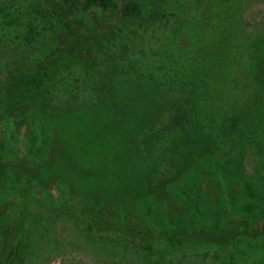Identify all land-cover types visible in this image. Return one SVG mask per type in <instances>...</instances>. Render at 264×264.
Listing matches in <instances>:
<instances>
[{"label": "rangeland", "instance_id": "1", "mask_svg": "<svg viewBox=\"0 0 264 264\" xmlns=\"http://www.w3.org/2000/svg\"><path fill=\"white\" fill-rule=\"evenodd\" d=\"M16 1L21 8L35 3L38 10L48 9L51 23L57 18L54 0H0V7ZM140 2L145 17L155 10L165 18L120 23L93 9L81 20L62 17L71 25L66 32L49 31L48 49L63 42L72 45L56 57L50 73L57 84L42 102L38 119L47 126L52 108L64 112L76 103L81 111L47 127L52 145L37 160L29 156L25 132L38 114L19 119L21 112H15L14 156L0 154V228L9 234L0 264L15 244L37 250L14 264H114L74 242L62 219L52 227L47 224L57 212L101 211V202L103 209H117L107 211L109 223L122 221V228L141 233L127 240L148 264H264V156L259 155L264 128L249 126L245 116L239 128L231 124L255 88L225 87L215 67L216 58L223 56L237 64L243 79L251 76L245 65L252 57V42L264 37V0ZM2 21L1 66L18 65L19 59L24 65L41 56L42 43L20 47L22 33L16 30L21 27L9 30ZM95 24L98 32L103 26L107 32L89 39L86 32ZM109 39L127 48V59L151 74L162 93L143 74L111 75L105 61L114 53ZM218 41L222 48H217ZM117 60L120 67L128 66ZM119 99L131 100L136 119L113 117ZM234 100L240 101L238 107L226 109ZM162 105L169 113H162ZM221 109L226 110L219 113ZM128 159L131 170L124 172ZM103 176L104 188L96 181ZM185 193L197 199L195 207ZM27 198L39 203L41 212H23ZM150 224L151 234L144 231ZM47 226L49 238L33 243V233ZM25 235H32L31 242Z\"/></svg>", "mask_w": 264, "mask_h": 264}, {"label": "trees", "instance_id": "2", "mask_svg": "<svg viewBox=\"0 0 264 264\" xmlns=\"http://www.w3.org/2000/svg\"><path fill=\"white\" fill-rule=\"evenodd\" d=\"M53 2V9L56 11V14H58L55 22H52L54 24L50 22V20H54V18H48V9L40 8L38 10V4L35 5V3H31L26 8H21L19 7V1H16L6 8L0 7V18H3L2 22L8 29L15 26L21 27V29L16 30V32L22 33V37H18L20 47L28 46L31 43H42L43 45L41 56L39 58L37 56L32 58L29 63L25 62L23 65L22 60L19 59L18 65H5V63H2L1 66L0 64V116L4 126L3 133L0 132V140L3 138L0 141V154H2L4 157L14 156L12 149L15 143L16 126L12 122L14 120L15 112H21L22 117H18L19 119L32 116L31 113L38 114L35 118L37 119L36 121H32L27 124L28 127L27 131L25 132L29 156L33 158V160H37L44 157L45 152H47L52 145L51 136L46 132L47 127L52 126V124L58 120L69 116L72 117L75 113L81 111V105L76 103V107L65 106L64 112L59 111V109L52 108L51 113L47 118V126H43L40 122V119H38L40 118L39 113L42 102L49 97L52 91L54 92V87L57 84L55 82V77H53V75L50 73L53 71L56 57L57 55L64 53L65 50L67 51V49L72 45L70 42H63L61 46H58L57 49H48V46L45 45V40L49 35V31L58 29L62 31L64 30L66 32V29L71 28L70 23H68V21L62 17L66 18L67 16H71L81 20L85 17V14L91 12L93 9L100 10L104 13V15L110 14L114 17H117L120 23L122 21L132 22L137 19H140L141 22L145 21L144 23H148L156 20L157 18H165L166 16L165 14L160 15L154 10L148 18L145 17L143 15V6L140 0H54ZM99 29L100 28L98 25L95 24L92 28H89V30L86 32V36L91 39L95 34H102L103 32L106 33L108 28L103 26L101 32H98ZM110 30L111 29L109 28L108 32H110ZM108 43L109 49L114 51V53L113 56L110 55V59L107 58L105 61L108 66L111 65L110 72L112 76L133 74L140 75L141 77L143 74L144 77H148L147 74L143 72V69H141V66L139 67L137 63L135 64L127 59L126 47L117 46L115 40L113 39H109ZM164 45L165 43L162 44V49L164 48ZM216 45L218 49L220 47L222 48L219 41L216 43ZM251 47L253 52L252 57L249 58L248 65H245V68L251 70L250 77H245L243 79L240 71L238 70L237 64H235L232 59L218 56L215 61V67H218L217 72L219 73L216 78L218 80L224 78V84H226L225 87L228 85L232 86V88L236 91L241 90V88L246 89L249 86L255 88L254 93L249 97V100H247L243 108H241L238 113L234 115L235 117L231 119V124L236 126V128L240 127V123L238 121L243 116L248 118L247 123L249 126L264 128V37L254 40ZM143 51L145 52L146 50L144 49ZM117 59H119L121 62H128V66L120 67L115 63L118 61ZM154 79L155 78H153L150 74L148 79L144 80L150 83L153 90L160 92V83ZM111 90L112 87L110 88V93L113 92ZM239 102L240 101L237 100L231 101L227 108H225L230 111L235 110L238 107ZM162 107V113L168 112L166 111L167 109H165L164 105H162ZM46 110L48 109H44V112ZM225 110L221 109L219 110V113H222ZM133 113L134 111L130 99H119L118 104L112 107L111 111L113 117L120 116V118L126 120L124 122H130L131 119H136L133 118L135 117ZM115 146L121 147L119 143ZM260 154L261 156H264V148L260 149L259 155ZM129 162L130 161L128 159L125 161L124 165H122L124 172L131 170V164ZM105 179L106 177L103 176L99 180L96 178V181H101V185L104 188ZM94 183L95 180L93 179V184ZM185 194V196H187L186 198L188 203H192V205L195 207L197 199L195 197L189 196V193ZM24 202L26 207L22 205L23 212L29 213L32 216L37 215V212H41V205L33 199L27 198ZM103 204L106 205L104 202H101L97 207L102 208L103 211L93 209L90 212H81L80 209L76 208L75 210L73 209L69 215L65 216L62 213L57 212L56 214L58 216L49 219L47 224H52V227L58 218L62 219L64 223L71 227L72 236L75 240L74 242L81 243L90 251L98 253L106 260L113 261L114 264L126 261H129L130 264H148L146 257H139L140 254L137 252L134 244L127 240H136L141 237V233L138 234L132 229L122 228V221L121 224L119 222L113 224L109 223L108 216L110 215H108L107 211H116L117 209L116 207L111 208V210L103 209ZM146 204L150 205V203ZM251 212L256 213L257 211L256 209H252ZM196 214L200 216L201 225L205 228L206 223L202 220L203 215L198 211H196ZM147 216L148 215H146V217ZM28 220L29 218H27V223L29 222ZM151 226L152 224L147 225V227L145 225L144 231L148 232L149 234L153 233ZM51 227L47 226V229L36 230L35 233H33L35 235V241L33 240V243L40 244L45 238H49L46 233H49L48 230H51ZM203 230L206 231L205 229ZM26 233L29 234L28 231ZM8 235L9 234L6 229L0 228V258L5 252V244L6 240L8 239ZM31 236L24 237V239L30 241ZM33 245L35 246V244ZM36 250V247L34 248L31 246L29 249H23L19 244H15L12 246L3 264H14L20 259L24 260V258H27L32 253H35ZM21 256L23 257L21 258ZM169 263L175 264L172 261H169L168 264Z\"/></svg>", "mask_w": 264, "mask_h": 264}]
</instances>
